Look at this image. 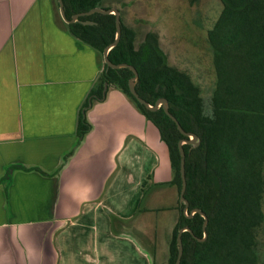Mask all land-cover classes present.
Instances as JSON below:
<instances>
[{
    "label": "crops",
    "instance_id": "0c3cea01",
    "mask_svg": "<svg viewBox=\"0 0 264 264\" xmlns=\"http://www.w3.org/2000/svg\"><path fill=\"white\" fill-rule=\"evenodd\" d=\"M57 2L0 0V264H154L180 214L168 147L115 88L88 110L91 130L79 139L101 67ZM130 139L166 153L142 190L158 219L148 236L141 203L131 218L97 213ZM158 214L173 218L169 229Z\"/></svg>",
    "mask_w": 264,
    "mask_h": 264
},
{
    "label": "trees",
    "instance_id": "16d2710c",
    "mask_svg": "<svg viewBox=\"0 0 264 264\" xmlns=\"http://www.w3.org/2000/svg\"><path fill=\"white\" fill-rule=\"evenodd\" d=\"M63 1L69 20L95 8L119 10L122 34L109 59L116 65L136 68L139 95L151 105L167 99L170 112L183 130L200 140L197 147L184 145L185 197L190 204L188 215L196 209L206 215L207 237L204 239L205 219L201 214L189 217L184 205H180L167 264L176 263L177 236L182 228L191 229L193 234L185 231L182 235L181 264H258L256 232L264 223V0H220L222 13L208 34L217 78L209 109L191 77L168 64L156 36L148 34L142 44L136 45L135 31L126 27L122 19L126 5L122 6L120 0ZM80 20L96 25L63 23L77 40L103 56L116 38V16L95 13ZM133 76L129 69L114 70L104 63V70L83 105L78 137L83 140L91 130L88 110L104 101L110 88L121 91L157 128L161 141L167 145L172 184L180 194L179 142L184 136L163 108L153 112L136 100L129 89Z\"/></svg>",
    "mask_w": 264,
    "mask_h": 264
},
{
    "label": "rangeland",
    "instance_id": "374dc122",
    "mask_svg": "<svg viewBox=\"0 0 264 264\" xmlns=\"http://www.w3.org/2000/svg\"><path fill=\"white\" fill-rule=\"evenodd\" d=\"M120 1L122 6L126 5L123 8L122 19L126 27L135 31L136 45L142 44L148 34L156 36L168 64L191 77L195 85L200 88L204 104L209 109L212 106L217 81L213 62L214 50L209 43L208 34L214 28L223 9L220 0ZM99 64L102 74L103 56H99ZM125 97L131 102L127 96ZM165 154L164 150L153 152L135 139H130L118 158L121 167L111 175L109 179L111 189L106 192L97 213L112 211L114 218L117 215L121 218H131L138 211L141 203V210L145 211L144 220L143 213L139 216L142 225L145 226V234L148 236L151 231L154 232L158 222L157 213L147 212L148 201L143 202L142 190L154 167L166 165ZM178 197L180 198L179 193ZM158 216L159 220L161 218L162 229L164 226L169 229L173 218L169 214H158ZM256 236L258 264H264V223L257 230ZM163 238L162 248L154 260L156 264L168 263L169 247L167 240L164 242ZM164 243L166 246L163 245Z\"/></svg>",
    "mask_w": 264,
    "mask_h": 264
},
{
    "label": "water",
    "instance_id": "95a60500",
    "mask_svg": "<svg viewBox=\"0 0 264 264\" xmlns=\"http://www.w3.org/2000/svg\"><path fill=\"white\" fill-rule=\"evenodd\" d=\"M59 2V9H60V15L62 17V19L67 23V24H72V23H76V22H80L84 25H96L95 22L92 21H81L79 18L82 16H90L92 14L95 13H99V14H105V15H110L113 14L116 16V38L114 40V42H112L105 50L103 53V59H104V63L106 64V66L108 68L114 69V70H119V69H129L133 72L134 76L130 79L129 81V89L131 94L136 98V100L143 106H145L148 110L150 111H157L160 108H163L165 113L170 117V119L172 121L175 122L178 130L180 131V133L184 136V139H182L179 142V151H180V156H181V163H180V175H181V182H182V186H181V192H180V202L181 204L185 205V212L188 211L189 209V202L185 197V193L187 190V179H186V154H185V150H184V145L185 144H191V145H196L199 146L200 145V140L198 138L197 135L192 134V133H187L186 131L183 130L181 124L179 123V121L177 120V118L170 112L169 110V103L168 100L165 98H161L159 100L156 101V103L154 105H151L149 102H147L145 99H143L139 93L136 90V83L139 80V74L138 71L136 70V68H134L131 65L128 64H119L116 65L113 62H111V60L109 59V54L110 52L119 44L120 38H121V34H122V27H121V14L119 12L118 9H110V10H104L102 8H95L89 12L86 13H80V14H76L75 16H73V18L71 20H69L66 16V9H65V5H64V1L63 0H58ZM108 89V85H105V92ZM191 216H193L196 213L201 214V216L205 219L204 222V239L207 237V233H206V227H207V223H208V219L206 217V215L199 209L193 210L191 212ZM190 216V217H191ZM185 231L190 232L191 234H193L192 230L189 228H182L179 230L178 232V236H177V243H178V256H177V260L175 264H181L182 261V257H183V243H182V235Z\"/></svg>",
    "mask_w": 264,
    "mask_h": 264
},
{
    "label": "flooded vegetation",
    "instance_id": "af4514ba",
    "mask_svg": "<svg viewBox=\"0 0 264 264\" xmlns=\"http://www.w3.org/2000/svg\"><path fill=\"white\" fill-rule=\"evenodd\" d=\"M223 10V9H222ZM222 13V12H221ZM221 15V14H220ZM75 16V15H74ZM73 18V17H72ZM80 19V18H79ZM219 19V18H218ZM211 31V30H210ZM186 145V144H185ZM187 145H191V144H187ZM192 146H194V147H197L196 145H192ZM180 205H184V204H181V202H180ZM192 212V211H191ZM184 213H185V215H187L188 216V212H185V205H184ZM192 214V213H191ZM191 214H190V216H191ZM194 216V215H193ZM192 217V216H191Z\"/></svg>",
    "mask_w": 264,
    "mask_h": 264
}]
</instances>
